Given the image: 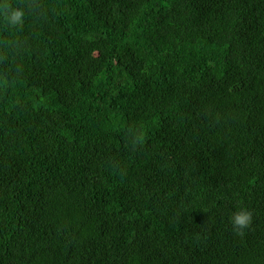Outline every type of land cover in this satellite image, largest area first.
Masks as SVG:
<instances>
[{"label":"trees","instance_id":"16d2710c","mask_svg":"<svg viewBox=\"0 0 264 264\" xmlns=\"http://www.w3.org/2000/svg\"><path fill=\"white\" fill-rule=\"evenodd\" d=\"M0 264H264V0H0Z\"/></svg>","mask_w":264,"mask_h":264},{"label":"clouds","instance_id":"9594fccd","mask_svg":"<svg viewBox=\"0 0 264 264\" xmlns=\"http://www.w3.org/2000/svg\"><path fill=\"white\" fill-rule=\"evenodd\" d=\"M5 19L9 21L12 25H22L24 12L21 9H10L9 5H5ZM10 11V15L8 14ZM230 223L232 225L233 231L237 235L243 236L246 230L251 229L253 223V212L246 208L241 207L234 211L230 216Z\"/></svg>","mask_w":264,"mask_h":264}]
</instances>
